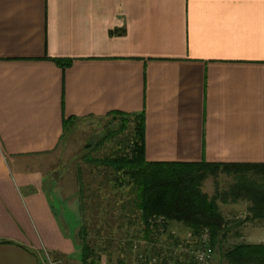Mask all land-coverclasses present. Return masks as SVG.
<instances>
[{
	"label": "crops",
	"instance_id": "crops-1",
	"mask_svg": "<svg viewBox=\"0 0 264 264\" xmlns=\"http://www.w3.org/2000/svg\"><path fill=\"white\" fill-rule=\"evenodd\" d=\"M115 110L148 161L264 163V0H0V264H81L44 186L63 119Z\"/></svg>",
	"mask_w": 264,
	"mask_h": 264
},
{
	"label": "trees",
	"instance_id": "trees-1",
	"mask_svg": "<svg viewBox=\"0 0 264 264\" xmlns=\"http://www.w3.org/2000/svg\"><path fill=\"white\" fill-rule=\"evenodd\" d=\"M54 60L64 67L71 63L69 60ZM107 115L120 119L121 122L118 127L107 130L98 143L103 144L110 137L116 139L119 134H122L121 140L115 143L109 154L94 158L87 155V161L95 163L105 175L102 184L104 186L101 190H96L98 194L90 189L89 181L83 182L79 179L78 193L83 222L87 220V213L92 207L99 209L96 200L102 202V199L109 198V194H112L108 202L111 199L117 207L110 210L112 217L105 221L108 246L114 240V228H125L124 236L131 237L129 227L138 224L145 243L153 244L158 242L159 235L166 233L172 240V232L168 227L175 225L184 227L194 236H199L206 229L212 248L217 247L220 258L226 264H264V243L238 242L223 248L231 230L219 206V202L226 203V199L217 193L209 195L201 188L208 175L214 177L220 169L230 172L236 176V181L231 187L234 192L232 201L247 197L250 202L247 211L248 214L251 213L247 217L264 218V188L256 186L254 189L253 180L245 176L248 170L257 171L263 175L264 182V163L148 161L144 156V113L115 110ZM127 119L132 120L129 130H126L125 126ZM78 120L80 118L74 116L63 119V137ZM156 217H161L162 222L158 223ZM99 234L97 230L95 236L93 234L94 239L90 240L88 227L84 223L79 226L75 239L80 244L81 264H101V257L95 249L96 236ZM125 244L128 251L132 244ZM159 249L156 248V252L148 256L158 254ZM140 264L149 263L145 259Z\"/></svg>",
	"mask_w": 264,
	"mask_h": 264
},
{
	"label": "rangeland",
	"instance_id": "rangeland-1",
	"mask_svg": "<svg viewBox=\"0 0 264 264\" xmlns=\"http://www.w3.org/2000/svg\"><path fill=\"white\" fill-rule=\"evenodd\" d=\"M110 117V115H106L103 117L83 118L76 121L69 128L59 147L55 151V156H53L54 158H52L53 163L51 164L53 165L49 168L50 177L48 178L47 184L44 188L46 192L51 193L49 194V197L50 195L52 197L51 202L55 214L58 218H62L64 220L67 232L72 233L75 231L74 236L76 237V232L79 226L84 223L89 229L88 237L91 240L94 239L95 232L99 230L100 234L96 236L97 242L95 249L101 257V264H124L129 262L131 264H140L144 262L145 259H147V262L149 263L148 259H150L149 257L151 256L148 255L155 253L156 248H160L159 253H173V248L178 242H184L185 239H188L187 236L189 231L182 226H169L168 229L172 232V240L171 238L169 239L167 233L163 236L159 235L160 237H158L161 238V242H155L157 244L155 245V243H145L144 236L140 232V226H138V224L129 227V232L132 234V236L130 235L131 237L124 236L126 230L125 228H114V231L112 232L114 240H112L109 247L106 233L108 231L106 228L107 223L105 221L106 219H110L112 217L110 210L113 207H117L111 199L108 202V199L111 198L110 196L112 194H109V198L107 197L102 199V202L96 200V203L99 205V209L92 207L93 209L87 213V220L85 222L82 221L83 215L81 214L79 207V179L83 182L89 181L90 189L98 194L99 192L96 190H101L104 186H102V184L105 181V175L99 171L100 169H98V166L95 163L87 161V155L94 158L109 154L115 143H117L118 140L120 141L122 137V134H119L115 137L116 139H111L110 137L103 144L98 143V141L106 135L107 130L120 125V119H113ZM131 121L132 120L130 119L126 120V130L131 128ZM87 144L90 145L87 146ZM245 176L251 181L253 180L252 186L254 189H256V186L264 188V182L262 180L263 175L257 173V171L248 170L245 172ZM235 177L236 176L230 172L220 169L216 172V176L213 177L208 175L203 180L201 188L202 191L209 195L217 193L222 198H225L226 205H223V202H219V206L228 209L236 204V211L243 212L250 202L245 196L238 198L236 201H232L234 192L231 191V187L236 181ZM50 178L56 183L52 182V180L50 181ZM53 184L55 187L58 186L57 189L61 193L58 194L55 189L54 192L51 191ZM47 185L50 186L47 188ZM102 192H104L103 189ZM126 197L128 198V196ZM123 198L125 199V197ZM96 212L99 214H96ZM241 232L242 233L238 235V233L230 230L223 248H227L233 243L235 244L238 242L250 243L253 239L254 233L257 234V236L262 233L264 235V230L260 231L249 229ZM75 240L80 247L79 241L77 239ZM125 242H130V244H132V246L130 245L128 251ZM80 256L81 251L79 249L77 250L75 257L81 258ZM49 259L53 261L50 256ZM218 263L226 264V262L220 258V252L217 247H215L213 249L211 264Z\"/></svg>",
	"mask_w": 264,
	"mask_h": 264
},
{
	"label": "built area",
	"instance_id": "built-area-1",
	"mask_svg": "<svg viewBox=\"0 0 264 264\" xmlns=\"http://www.w3.org/2000/svg\"><path fill=\"white\" fill-rule=\"evenodd\" d=\"M156 218L158 223L162 222L161 217ZM187 238L185 239L186 242H178L174 246L173 253L162 252L152 255L149 264H210L213 248L207 230L205 229L199 236H194L189 232ZM47 264H55V262L48 258Z\"/></svg>",
	"mask_w": 264,
	"mask_h": 264
}]
</instances>
